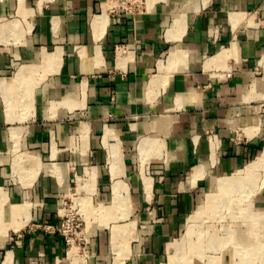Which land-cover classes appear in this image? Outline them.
<instances>
[{"label": "crops", "instance_id": "obj_1", "mask_svg": "<svg viewBox=\"0 0 264 264\" xmlns=\"http://www.w3.org/2000/svg\"><path fill=\"white\" fill-rule=\"evenodd\" d=\"M110 6L0 0L28 14L0 33V251L11 264H83L47 228L69 203L104 220L86 237L92 264L110 263L100 253L122 231L112 264H166L208 191L264 153V0H147L123 16ZM121 218L131 223L118 233ZM256 238L244 264H261Z\"/></svg>", "mask_w": 264, "mask_h": 264}, {"label": "rangeland", "instance_id": "obj_2", "mask_svg": "<svg viewBox=\"0 0 264 264\" xmlns=\"http://www.w3.org/2000/svg\"><path fill=\"white\" fill-rule=\"evenodd\" d=\"M27 16L28 14L26 13V10H23V11L19 10L17 12H5V13L0 11V23L6 24L7 26H9L17 22L20 19L19 17H27ZM245 172L246 170L240 174H243ZM258 174L260 177L257 176V179L259 180H252L251 181L252 185L248 184L244 186L243 188L244 193L242 192L243 197L241 198L242 200L239 199L240 194L236 193L238 194L237 199H238L239 204L237 207H235L236 206L235 202H232L233 205L232 204L231 205L232 207H234L232 208L233 209L232 211H230L227 208H224L219 213L217 214L215 213L212 215L211 213H214V211H211L209 213H206L205 216L197 222V224L195 223L194 225H191L187 223L185 230L183 232V235L179 237L177 240L173 241L172 244L169 246V250L166 255L165 263L170 264L171 260H174L176 264L186 263L188 259H193L195 257V256L192 257V255L194 254L193 250H195L198 247H201V245L204 243L205 240L208 241L210 237H212V235L217 234L219 235L218 237H220V239L218 238L217 240L219 244L217 246L213 245L210 248L207 247V250H206L207 252H205L204 254V259L201 260L199 264H234V263H231L230 261L231 258L229 256V253L231 252L230 250L233 249L231 242L234 240V238L232 237L230 238L224 235L225 228L226 229L228 228L231 232L234 233L237 229L245 228L246 226L247 228L256 227V225L253 224L254 222L253 220L249 219L248 217H245L246 215H248L250 211L259 213L260 217L264 216V200H263L264 194H261V193H264V186H262L261 189L259 188L260 184H262L264 180V171L259 169ZM241 180H242V176L239 177L238 181L241 182ZM258 188L260 191L257 190ZM214 189L215 188L213 189L211 188L208 191L209 193L207 194V196H211ZM213 197L217 199L219 198L216 196H213ZM260 200H263V201H260ZM204 204L205 203H203L199 208L201 209L204 208L202 207ZM79 208L80 207L76 208L78 214H80ZM199 208L196 209V211L199 210ZM26 210L27 208H25L24 210L19 209V212L22 213ZM122 210L123 208L121 207V209H117V212L122 211ZM207 210H209V208ZM236 212H239V213L237 214ZM8 213H10V210L8 211ZM8 213L4 211V214L2 215L6 216ZM88 213L90 214L89 215L90 218H88L87 216ZM95 213L97 214V209L95 210L94 207H89L88 211L86 212L87 218H84L83 216H81L82 217V223H81L82 227L81 228L84 229L85 236L87 237L91 236L90 233L94 235L95 233L93 234V232L95 231V229H98V231H100L101 233L104 232L103 228H105V226L102 224L104 220L102 221V219L101 220H97L93 218L91 219V216L94 215ZM194 213L191 215V217L194 215ZM260 221L261 220H259V222ZM111 222H114L113 224L114 226H116L115 228L118 229V233H120L125 227H129L131 223L130 220L124 219V218L112 220ZM259 222H258V225L263 226V223H259ZM4 223H6V221H4ZM205 236H206V239H205ZM3 237L5 238V235ZM122 237H123V231H122V236L118 237V239L121 238L119 241L117 239V242L114 245L109 247V249H107L106 251H103L102 253H100V256L102 255L103 257H101L99 261H102V260L109 261L110 262L109 264H112L113 263L112 258L114 257H116V260L124 259L123 252L120 251L121 250L120 247L122 245L121 243H124ZM228 238H230V240ZM89 243L90 241L88 239L87 247L85 245H82L81 247L80 246L78 247L77 244L75 245V247L77 246L78 248L77 249V253H78L77 260H79L78 262L82 261L83 264H92L93 261L97 260L94 253L91 250ZM184 244H186V246ZM126 245H128V243ZM177 246L179 248H177ZM182 246H185L184 249ZM2 249L3 250L0 251V259L4 261L5 256L10 251V249L6 246V244L3 246ZM177 249H179V251ZM70 250L71 249L68 248L69 259H71ZM223 253L228 254V256H226V262L224 263L221 262V257H223L222 256ZM247 260H251V259H247ZM245 261L243 262V264L245 263Z\"/></svg>", "mask_w": 264, "mask_h": 264}, {"label": "bare ground", "instance_id": "obj_3", "mask_svg": "<svg viewBox=\"0 0 264 264\" xmlns=\"http://www.w3.org/2000/svg\"><path fill=\"white\" fill-rule=\"evenodd\" d=\"M15 23H17V22H15ZM16 28H17L16 24H13L10 27H8L6 24L4 25L2 23L0 25V33L1 32L4 33L6 31L12 32ZM259 169L264 171V153L253 164H251L246 169L245 173H243L241 175H232V176H227V177L221 178L217 182L215 189L212 192V195L206 197L205 204L202 206L204 208H202V209L199 208V210H197L194 213V215L192 217H190L189 224H191V225H194L195 223L197 224V222L199 220H201L205 216L206 213H209L211 211H214V213H211V215L215 214V213L216 214L219 213L224 208H227L230 211H232L233 210L232 208H234V207H232V205H233L232 202H235V205H236L235 207H237L239 204L238 199H237L238 194H240L239 199L242 200L241 198L243 197L242 192L244 193V189H243L244 186H246L248 184L252 185V183H251L252 180H259V179H257V176H259V174H258ZM241 176H242V180L240 182V181H238V179ZM262 179H263V177H262ZM262 186H264V180H263V183L260 184L259 188H261ZM259 188L257 190H259ZM236 193H238V194H236ZM213 196H216L219 198L217 199ZM224 196H226V197H224ZM208 208H209V210H207ZM236 213L238 214L239 212H236ZM242 214H244V213H242ZM217 216H219V215H217ZM245 217H248L249 219L253 220L254 221L253 224L256 225V227H248L247 228V226H246L245 228L237 229L234 233L231 232L228 228L227 229L225 228V234L224 235L227 237H230V238L231 237L234 238V240L231 242L233 252H232V256L230 257L232 260V263H234V264H243V262L245 260L251 259L252 255H251V253L248 252V247L246 246V244H248L251 240L255 239L256 237H257L256 241L259 239L260 243L264 240V223H263V220H261L259 222L260 214L255 213L253 211H250L248 213V215H246ZM209 218H211V217H209ZM258 222L263 223V226L258 225ZM5 226L6 225L4 224V227ZM254 232H256L258 234V236L253 237L252 235ZM218 236L219 235L214 234V235H212V237H210V239L208 241L205 240L204 243L201 245V247H198L195 250H193L194 254L192 255V257L193 256H195V257L193 259H188L187 262L184 264H199L201 262V260L204 259V254H205V252H207L206 251L207 247L210 248L211 246L215 245L218 238L220 239V237H218ZM230 238H228V239L230 240ZM205 239H206V236H205ZM184 245L186 246V244H184ZM185 246H182L183 249ZM177 248H179V247L177 246ZM194 248H195V246H194ZM178 251H179V249H178ZM77 254L78 253H77L76 248H73L70 250V257H71L73 263H77V261H79V260H77V258H78ZM261 260H262L261 264H263L264 257H262ZM3 264H11V252H9V254L6 256ZM170 264H176V263L174 260H171Z\"/></svg>", "mask_w": 264, "mask_h": 264}, {"label": "built area", "instance_id": "obj_4", "mask_svg": "<svg viewBox=\"0 0 264 264\" xmlns=\"http://www.w3.org/2000/svg\"><path fill=\"white\" fill-rule=\"evenodd\" d=\"M110 3L111 11L123 16L143 11L147 0H110ZM76 208L74 203L64 204L59 226L47 227L48 229H54L56 233L61 235L69 249H78L77 246L81 247L82 245L87 247L88 244L84 229L81 228L82 217L77 213ZM20 237L22 238L23 235H20Z\"/></svg>", "mask_w": 264, "mask_h": 264}]
</instances>
